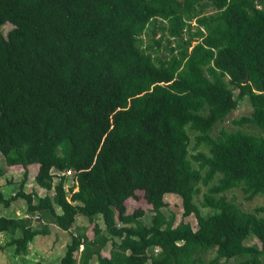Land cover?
<instances>
[{"label": "trees", "instance_id": "obj_1", "mask_svg": "<svg viewBox=\"0 0 264 264\" xmlns=\"http://www.w3.org/2000/svg\"><path fill=\"white\" fill-rule=\"evenodd\" d=\"M244 99L235 124L260 135L218 130ZM262 133L264 0H0V154L24 169L11 196L0 184V209L26 204L0 215L15 255L53 225L70 236L56 264H264V207L227 198L264 194ZM33 164L43 195L25 190ZM137 192L148 224L127 212ZM167 194L196 228L166 216Z\"/></svg>", "mask_w": 264, "mask_h": 264}, {"label": "rangeland", "instance_id": "obj_2", "mask_svg": "<svg viewBox=\"0 0 264 264\" xmlns=\"http://www.w3.org/2000/svg\"><path fill=\"white\" fill-rule=\"evenodd\" d=\"M12 28V25L6 23L2 26V30L6 33L8 30ZM247 99H244L239 102L238 107L234 110L227 119L218 125L219 129H227V130H236L238 128L245 130L249 133H257V131L252 126H238L235 124V121L239 120L241 117L248 116L251 113V107L247 102ZM217 130V131H218ZM216 131V132H217ZM260 135V134H259ZM264 136V133H262ZM191 148L193 146V139L191 137ZM0 168L5 169V174L0 180L2 192L5 197H9L14 193L22 180L24 169L21 166L8 167L5 165L4 159L0 154ZM39 170V166L37 164H33L28 166L27 169V180H26V191H30L31 189H36L38 195H43L44 192L39 189V187L35 183V176L37 175ZM72 175H69L67 182L65 184L66 188H68L72 184ZM204 191V189H203ZM138 199H129L125 202L127 212L132 213L134 210L139 209L143 210L144 215L141 217L140 221L144 224H148L151 219V207L144 200L142 192H137ZM200 198L197 199V204L200 206ZM227 198L234 201V203L245 212H252L256 207H264V194L258 195L252 199V201H246L244 199V195L242 194L240 189H234L227 193ZM165 201L168 203V207L164 209V213L166 216L173 215L174 217V225L176 226L180 222L189 223L193 228H196V220L194 216L183 217V209L181 200L179 197L171 194H167L164 196ZM26 208L25 201L23 199H18L16 202L12 203L10 208L7 210L0 209V215L9 216L11 213L15 212L21 214V211ZM207 210H203L206 212ZM10 212V213H8ZM103 227L102 222L98 223ZM38 228H41V225H34ZM86 228V235L89 239L93 237V225L89 224L85 217L77 216L75 223L73 224L71 231L77 228ZM48 235L37 236L30 244L29 251L27 255H15L12 247L6 246L9 243L10 238L7 235H1L0 243L4 246V250H0V264H36V262H42L44 264H56L60 261V258L65 253V246L70 241V236L68 232L62 231L58 229L56 226L49 225L48 226ZM247 245H257L260 248V243L256 239H251L246 242ZM110 251V245H107L102 250V255L108 257ZM214 252L208 251L206 254L202 256L204 264H209L210 260L213 258ZM76 258H78V253L76 254ZM236 261V262H235ZM239 259H229V260H219L220 264H237ZM91 264H96L95 258L91 260Z\"/></svg>", "mask_w": 264, "mask_h": 264}, {"label": "clouds", "instance_id": "obj_3", "mask_svg": "<svg viewBox=\"0 0 264 264\" xmlns=\"http://www.w3.org/2000/svg\"><path fill=\"white\" fill-rule=\"evenodd\" d=\"M83 246L80 247L79 252L82 250Z\"/></svg>", "mask_w": 264, "mask_h": 264}, {"label": "built area", "instance_id": "obj_4", "mask_svg": "<svg viewBox=\"0 0 264 264\" xmlns=\"http://www.w3.org/2000/svg\"><path fill=\"white\" fill-rule=\"evenodd\" d=\"M67 174L70 175V172H68Z\"/></svg>", "mask_w": 264, "mask_h": 264}, {"label": "crops", "instance_id": "obj_5", "mask_svg": "<svg viewBox=\"0 0 264 264\" xmlns=\"http://www.w3.org/2000/svg\"><path fill=\"white\" fill-rule=\"evenodd\" d=\"M25 187H26V185H25Z\"/></svg>", "mask_w": 264, "mask_h": 264}]
</instances>
